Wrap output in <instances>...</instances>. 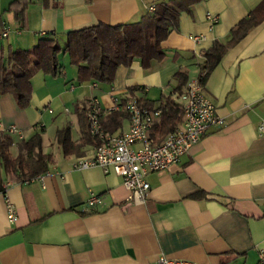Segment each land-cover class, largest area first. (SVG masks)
I'll return each mask as SVG.
<instances>
[{
  "label": "crops",
  "instance_id": "crops-1",
  "mask_svg": "<svg viewBox=\"0 0 264 264\" xmlns=\"http://www.w3.org/2000/svg\"><path fill=\"white\" fill-rule=\"evenodd\" d=\"M165 1L0 0V28L11 30L0 40V63L40 38H56L63 46L69 30L137 22ZM261 1L196 0L160 43V61L148 68L137 59L120 66L110 84L76 80V66L66 68L61 59L67 56L60 54L61 74H33L27 107L0 93V132L13 126L11 136L18 140L42 129L43 152L51 155L41 180L20 182L18 174L1 173L2 184L10 185L0 192V264H157L161 254L198 264H258L264 251V132L258 128L264 121V19L227 48L202 83L224 124L212 127L177 163L150 172L142 203L128 200L112 169H71L70 161L95 149L84 115L88 98L109 108L111 93H134L158 106L178 84L177 72L195 77L204 53L215 41L225 43ZM128 124L126 116L113 133ZM67 125L77 149L65 155L55 133L44 139V131ZM90 193L101 202L86 206ZM8 202L15 208L13 222L6 218Z\"/></svg>",
  "mask_w": 264,
  "mask_h": 264
},
{
  "label": "trees",
  "instance_id": "trees-1",
  "mask_svg": "<svg viewBox=\"0 0 264 264\" xmlns=\"http://www.w3.org/2000/svg\"><path fill=\"white\" fill-rule=\"evenodd\" d=\"M195 1L168 0L157 3L153 11H147L140 20L133 23L109 25L98 22L69 30L63 46L56 38L44 37L29 50H11L6 63H0V93H11L19 107H27L32 96L30 80L33 74L36 71L51 76L61 74L63 66L59 62L60 54L66 55L69 63L76 66V78L80 82L110 84L118 67L128 66L136 59L140 60L143 68H148L152 61L163 58L160 43L176 28L180 12L188 11ZM20 13L15 11L16 19L20 18ZM262 19L264 0L231 29L230 37L225 43L215 41L211 45L204 53V61L200 65L204 73L202 83L227 48L238 42ZM176 77L178 84L174 91L179 92L187 82V76L185 72H177ZM134 89L129 90L132 92ZM140 101L142 102L141 98ZM142 103L148 107H156L149 102ZM158 106L161 108V115L153 124L151 134L156 142L162 141L182 121V110L177 102L163 97ZM126 116L123 111H111L102 116L101 123L106 132L113 133L120 128L121 121ZM42 131L35 129L27 138L18 140L8 132H0V189L2 171L18 174L20 180L48 171L51 155L43 152ZM55 138L63 154L76 152L77 147L71 140L68 125L57 129ZM13 146L16 148L15 156L10 152Z\"/></svg>",
  "mask_w": 264,
  "mask_h": 264
},
{
  "label": "built area",
  "instance_id": "built-area-1",
  "mask_svg": "<svg viewBox=\"0 0 264 264\" xmlns=\"http://www.w3.org/2000/svg\"><path fill=\"white\" fill-rule=\"evenodd\" d=\"M153 6L148 11H153ZM209 20H214L207 16ZM10 28H0V40L10 34ZM17 31V30H16ZM203 71L198 69L195 77L188 79L184 87L178 91H171L164 97L177 102L182 110V121L162 141L156 142L152 137V128L161 115V108L148 107L140 101L137 94L124 97L111 93L112 105L104 108L97 97L91 96L86 102L85 119L89 134L96 139L95 149L87 156L75 157L70 161V168L83 170L90 167H100L105 172L112 169L121 176L123 186L128 190V200L135 204L142 203L149 192L150 184L147 175L167 169L177 163L181 156L198 142L214 126H222L224 119L220 116L212 102L202 91ZM91 87L96 86L91 82ZM123 111L127 114L129 124L125 131L108 133L105 131L101 118L111 111ZM52 112V109H48ZM264 132V121L258 126ZM6 132L13 134L17 130L10 126ZM21 139V136L19 137ZM45 173L20 182L41 180ZM10 182L2 184L0 192H4ZM100 196L90 193L85 201L86 206L100 203ZM8 222L16 219L15 208L11 203L6 206ZM157 264H198L192 260L169 258L164 254L158 256ZM258 264H264V251L259 252Z\"/></svg>",
  "mask_w": 264,
  "mask_h": 264
},
{
  "label": "rangeland",
  "instance_id": "rangeland-1",
  "mask_svg": "<svg viewBox=\"0 0 264 264\" xmlns=\"http://www.w3.org/2000/svg\"><path fill=\"white\" fill-rule=\"evenodd\" d=\"M61 62H62V64L64 65V66H66V68H70L71 66V64L69 63V60H68V57H66V58H63V59H61ZM76 80H77V78H76ZM44 139H46L47 137H49L50 135H54V133H55V131L54 130H52V128H49V129H47L46 130V132L44 131ZM13 148V147H12ZM11 148V153H15V150L14 149H12Z\"/></svg>",
  "mask_w": 264,
  "mask_h": 264
}]
</instances>
